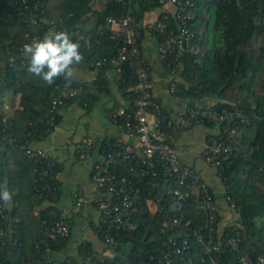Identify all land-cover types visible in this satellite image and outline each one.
<instances>
[{
    "label": "trees",
    "instance_id": "trees-1",
    "mask_svg": "<svg viewBox=\"0 0 264 264\" xmlns=\"http://www.w3.org/2000/svg\"><path fill=\"white\" fill-rule=\"evenodd\" d=\"M43 2L41 9L44 10L46 18H61L69 27H91L88 29L91 34L84 37L89 44L82 43L81 47L84 59L77 66L92 65L99 68L98 75L91 81L74 80L70 86L82 84V91L65 99L60 107L78 101L91 108L101 96L109 92L110 85L105 72L113 70L122 97L113 109L125 106L133 111L137 79L131 64L124 62L121 72H116L111 64H96L97 60L111 58L116 53V40L107 18L132 9L137 18L143 20L147 12L153 8H161L164 4L160 0H130L127 3L122 0ZM23 5L24 0H0V186L6 185L12 192L13 200V206L3 220L0 261L3 264H15L24 260L27 264H75L81 256L90 253L97 264H136L147 255V251H156L161 245L167 246L170 244L169 237L180 235L179 244L185 237L191 243V247L184 248L185 256L198 252L194 264H208L202 260L204 255L200 250L201 245L192 233L194 228L206 222V214L201 207V194L193 192L185 202L182 223L173 226V229L163 230L162 212L152 210L147 199L154 198L159 188L166 192L169 178L162 169L155 175L144 174L141 161L135 162L132 173L136 182L143 187L141 202L134 218L136 226L125 230L107 223L98 225L94 220L91 221L101 241L103 232H108L115 238V248L130 244V249L115 251L113 255H109L105 253L106 245L103 249H96L93 242L87 240L79 244L78 257H54L57 250L67 245L70 238L68 235L52 243L54 251L48 256L42 254L45 246L42 242L44 229L57 219L54 213L58 207L51 194L45 195L39 207H35L33 197L39 162L30 157L21 148V144L33 133L36 136L41 135L59 123V111L54 123L49 122L52 116L50 102L58 95L59 89L66 85L63 78H60L49 86L27 72L28 62L21 60V47L36 37L42 38L45 33L26 20L29 9L24 10ZM192 9L191 27L196 50L181 55L175 63H170L172 58L169 56L162 60L171 73L173 67H176V74L172 73L170 80V92L174 98L184 101L211 95L218 98L213 104L214 107L233 110L245 118H238L237 121L232 119L236 128L233 140L235 148L224 157L223 169H218L226 193L237 204V214L233 220L223 221L220 214V232L225 237L233 234L235 226H238L242 239L237 247L226 246L215 256L219 258L220 264H237L239 254H248L253 259L260 254L264 255V0H192ZM157 18L165 20L168 29L176 30L178 27L174 11L166 7L162 8ZM144 33L145 31L141 45ZM158 40L160 44V39ZM12 55L17 57V61L11 59ZM145 59L152 79V64L149 59ZM261 79L263 83H260ZM257 85L262 86L260 94H255ZM7 91L20 93L19 107L8 112L4 110L2 98ZM152 93L162 105L160 127L170 131L175 119L172 110L154 94L153 87ZM189 106L186 107V114ZM187 119L196 123L197 118L187 116ZM169 120L172 121L171 124ZM203 122L211 126L217 124L208 120ZM220 128L222 124H219ZM101 141L104 146L107 137ZM192 168L197 171L195 167ZM56 169H60L58 162ZM152 180L158 181V186L149 185L148 182ZM56 185L59 195L60 181ZM187 220L190 223L187 224Z\"/></svg>",
    "mask_w": 264,
    "mask_h": 264
},
{
    "label": "built area",
    "instance_id": "built-area-1",
    "mask_svg": "<svg viewBox=\"0 0 264 264\" xmlns=\"http://www.w3.org/2000/svg\"><path fill=\"white\" fill-rule=\"evenodd\" d=\"M44 0H24L23 9L28 10L26 20L33 25H37L44 33L49 30H67L75 37L88 36L91 27H69L61 18L48 19L44 16ZM124 3L130 0H122ZM162 4L172 3L174 14L178 23L177 29H168L167 22L163 19L144 22L137 18L132 9L118 16H109L107 22L112 28L116 40V53L111 57H104L96 61V64H111L116 72H121L123 63L128 61L136 75L137 83L135 91L137 93L133 111H129L125 106L118 109H111L112 120L125 128L130 134L138 136V143L133 144L121 136L108 135L106 144L103 146L99 136L90 134L84 136L80 143V157L87 159L95 148L99 150L98 158L92 164V195L91 201L99 211L98 225L107 223L117 228L129 230L136 226L135 215L138 212V205L141 202L143 192L142 185L138 184L132 176L135 170V162H142L144 174H157L162 169L168 176L167 191L159 188L157 194L149 197L152 210L162 212L163 230L173 229L182 223V208L193 192L201 194V207L206 214L205 224L192 230L203 252L201 258L208 264H220L219 258L215 255L221 252L226 246L237 247L242 239V232L235 226V232L231 235L222 236L219 221L220 209L217 204L210 183L202 175L194 171L192 166L185 162L178 150L176 140L178 135L186 128L178 120L172 123L169 120L170 131L160 127V113L162 105L154 98L152 93V79L147 60L143 54L141 39L143 32L147 29L154 32L158 39L159 55L165 59L172 58L170 63H175L181 55H185L196 50L194 44V31L191 27L193 18L192 0H160ZM167 14L164 15V18ZM37 38V37H36ZM22 52V47H21ZM11 59L17 61L15 55ZM22 62H27L21 54ZM172 73L176 74V67ZM175 78L172 81L174 86ZM82 84L78 86H66L59 89L58 95L50 102L52 116L50 123H54L56 113L65 99L80 94ZM189 114V115H188ZM188 116L196 117V122L214 121L222 124L218 133L208 137L203 156L208 163L218 169L224 167V157L228 156L235 148L233 144L236 128L233 126L232 119L238 118L245 120L241 113H233L223 108L218 109L213 105L189 106ZM35 133L27 137L21 148L32 158L39 162L38 177L36 178L34 203H40L45 195L58 197L57 185L60 181L61 169H56L57 161L45 148L34 146L30 139L35 137ZM149 185L158 186V181L152 180ZM151 193V191H150ZM76 208L80 209L87 198L81 193L75 194ZM229 205L236 209V200L226 193ZM167 206V208H166ZM10 206H5L0 201V235L4 234L3 220L9 214ZM57 219L51 225H46L42 242L44 248L42 254L46 257L54 249L53 242H58L71 233V221L68 214L63 210L55 211ZM186 223H190L187 220ZM179 235V234H178ZM179 236L169 237V245H161L156 251H147V255L140 258L136 264H194V255L185 256L184 248L191 247L189 238L185 237L178 243ZM103 242L106 245L105 253L113 255L115 252V238L108 232H103ZM4 244V241H1ZM110 249V250H109ZM1 262V261H0ZM3 264V262H1ZM15 264H27L21 261ZM70 264V263H67ZM75 264H97L92 254L87 253L81 256ZM237 264H264V255L260 254L253 259L248 254H239Z\"/></svg>",
    "mask_w": 264,
    "mask_h": 264
},
{
    "label": "crops",
    "instance_id": "crops-1",
    "mask_svg": "<svg viewBox=\"0 0 264 264\" xmlns=\"http://www.w3.org/2000/svg\"><path fill=\"white\" fill-rule=\"evenodd\" d=\"M174 11V5L167 3L161 8H153L145 14L144 22L155 20L162 8ZM94 21V19H92ZM91 21V20H89ZM143 53L152 64V82L154 94L168 105L172 110L173 118L180 121L185 130L181 132L176 140V144L182 159L195 167L203 178H205L213 189L214 196L220 209L223 221H231L236 217L237 212L232 208L226 199V187L220 178L218 171L203 156L208 137L219 132V124L214 126L204 122L191 123L185 113L186 107L190 104L198 106L213 105L218 98L205 96L200 98L179 101L171 95L170 80L173 74L164 65V61L159 55V40L157 36L145 30L143 40ZM77 76L74 80L88 82L93 80L99 72L97 66H76ZM105 75L108 79L110 90L96 101L91 108L78 101H72L59 108L61 119L55 127L43 134H39L30 139L34 146L45 148L53 158L60 164V193L54 199L58 209L63 210L70 217L71 233L67 245L57 250L54 257L63 258L67 256L78 257V246L81 242L90 240L96 249H103L105 243L99 239L91 221L95 223L99 220V211L90 200L92 195V164L98 158L99 150L95 148L92 154L83 159L80 157V143L84 136L96 134L100 141L108 135H117L125 138L133 144L138 143V136L130 134L120 125L115 123L110 115V110L121 101V93L116 81V73L107 70ZM9 94L11 95L8 99ZM4 110L13 111L19 107L20 93L18 96L7 91L2 96ZM76 192H81L87 201L78 209L76 208ZM47 203V202H46ZM39 203L35 207H39ZM13 206V200L10 208ZM153 204L151 207L153 208Z\"/></svg>",
    "mask_w": 264,
    "mask_h": 264
},
{
    "label": "clouds",
    "instance_id": "clouds-1",
    "mask_svg": "<svg viewBox=\"0 0 264 264\" xmlns=\"http://www.w3.org/2000/svg\"><path fill=\"white\" fill-rule=\"evenodd\" d=\"M82 43L87 45L89 41L67 30H49L42 38L32 39L22 46V56L28 62L27 72L49 86L60 78L70 86L77 76L76 66L84 59ZM0 201L5 206L12 203V192L6 185L0 186Z\"/></svg>",
    "mask_w": 264,
    "mask_h": 264
},
{
    "label": "rangeland",
    "instance_id": "rangeland-1",
    "mask_svg": "<svg viewBox=\"0 0 264 264\" xmlns=\"http://www.w3.org/2000/svg\"><path fill=\"white\" fill-rule=\"evenodd\" d=\"M260 83H263V79L260 80ZM10 92H11V94L13 93L12 91H10ZM261 92H262V86L261 85H257L255 87V94H260ZM14 94H16V96H18L19 92H16ZM10 97H11V95L9 94L8 99H10ZM228 110H230V109H228ZM230 111L233 112L234 114L237 113V112H234L233 110H230ZM127 249H130V244H122L118 248H115V251L116 252H121V251H124V250H127Z\"/></svg>",
    "mask_w": 264,
    "mask_h": 264
}]
</instances>
